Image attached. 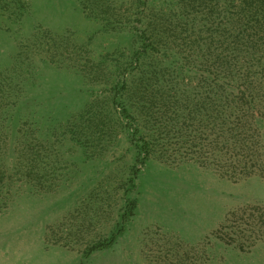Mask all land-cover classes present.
I'll return each mask as SVG.
<instances>
[{
    "label": "rangeland",
    "instance_id": "obj_1",
    "mask_svg": "<svg viewBox=\"0 0 264 264\" xmlns=\"http://www.w3.org/2000/svg\"><path fill=\"white\" fill-rule=\"evenodd\" d=\"M103 1L95 19V0H0V264H264V178L224 167L241 62L264 172V0H150L145 56L143 10Z\"/></svg>",
    "mask_w": 264,
    "mask_h": 264
},
{
    "label": "trees",
    "instance_id": "obj_2",
    "mask_svg": "<svg viewBox=\"0 0 264 264\" xmlns=\"http://www.w3.org/2000/svg\"><path fill=\"white\" fill-rule=\"evenodd\" d=\"M132 5L138 9V11H142L145 9L150 0H131ZM105 2L103 0H95L92 8H88L85 6V10L87 14L95 19H100L102 14L105 13ZM144 10L141 13H136L135 15L139 17V24L145 25L136 27V37L140 38L143 43V48L139 50L138 55H146L154 52V48L156 47V38L150 33V28L147 26L146 18L144 20ZM102 19V18H101ZM104 20V19H103ZM231 64V63H230ZM229 72V90L227 92V120H226V140H225V175L231 180H238L242 177H248L255 174H258L264 178V172L257 166V160L255 152V146L252 140H248V144H245L243 130V101L245 100V92H242L241 87V62H238V67H232L229 65L227 67ZM247 101V100H246ZM117 103V101H116ZM252 103V102H250ZM119 105V104H118ZM122 114L126 119L135 120L136 116L130 113L129 109L121 104ZM139 133V130H138ZM143 158L140 161L143 166L150 157L149 143L146 140H143ZM27 146V144H26ZM28 147V146H27ZM245 148L248 150L246 152ZM12 164L8 159L0 160V188H3L6 184V181L9 179L7 170L10 168ZM30 167V166H28ZM142 168V167H141ZM141 168H136L133 172L132 184L135 179L138 177L141 172ZM28 177V174H27ZM137 209V200L128 199L127 207L124 212L122 223L120 224V230L117 234H114L108 241L100 242L92 246L90 251L93 253L98 250L106 249L116 243L118 237L124 233L126 226L131 221L132 217L135 215V211ZM222 239V238H221ZM225 241V240H223ZM228 245H232L227 242ZM240 250H245V246H239Z\"/></svg>",
    "mask_w": 264,
    "mask_h": 264
}]
</instances>
